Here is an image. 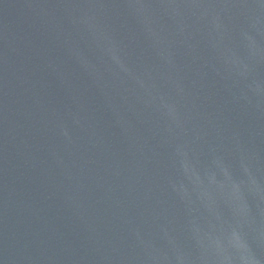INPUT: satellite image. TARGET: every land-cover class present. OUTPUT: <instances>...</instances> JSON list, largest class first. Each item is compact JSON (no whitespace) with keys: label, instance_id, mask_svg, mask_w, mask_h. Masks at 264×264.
<instances>
[{"label":"water","instance_id":"obj_1","mask_svg":"<svg viewBox=\"0 0 264 264\" xmlns=\"http://www.w3.org/2000/svg\"><path fill=\"white\" fill-rule=\"evenodd\" d=\"M0 264H264V0H21Z\"/></svg>","mask_w":264,"mask_h":264}]
</instances>
